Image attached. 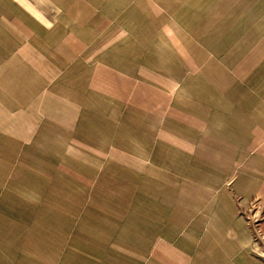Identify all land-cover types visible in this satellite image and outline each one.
<instances>
[{"label":"rangeland","instance_id":"rangeland-1","mask_svg":"<svg viewBox=\"0 0 264 264\" xmlns=\"http://www.w3.org/2000/svg\"><path fill=\"white\" fill-rule=\"evenodd\" d=\"M33 1L0 51V264H264V0Z\"/></svg>","mask_w":264,"mask_h":264},{"label":"crops","instance_id":"crops-1","mask_svg":"<svg viewBox=\"0 0 264 264\" xmlns=\"http://www.w3.org/2000/svg\"><path fill=\"white\" fill-rule=\"evenodd\" d=\"M25 2L32 5L30 14L24 9ZM34 3L36 1L33 0H0V51L8 48L7 35L21 34L23 21L38 17V14H33V11L38 12V6L33 5Z\"/></svg>","mask_w":264,"mask_h":264}]
</instances>
